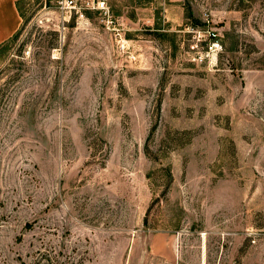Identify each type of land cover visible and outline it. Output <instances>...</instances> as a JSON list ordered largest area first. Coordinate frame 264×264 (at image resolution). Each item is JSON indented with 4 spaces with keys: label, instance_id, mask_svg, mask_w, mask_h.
Returning a JSON list of instances; mask_svg holds the SVG:
<instances>
[{
    "label": "rangeland",
    "instance_id": "rangeland-1",
    "mask_svg": "<svg viewBox=\"0 0 264 264\" xmlns=\"http://www.w3.org/2000/svg\"><path fill=\"white\" fill-rule=\"evenodd\" d=\"M19 10L0 264H264V0Z\"/></svg>",
    "mask_w": 264,
    "mask_h": 264
},
{
    "label": "crops",
    "instance_id": "crops-1",
    "mask_svg": "<svg viewBox=\"0 0 264 264\" xmlns=\"http://www.w3.org/2000/svg\"><path fill=\"white\" fill-rule=\"evenodd\" d=\"M18 1L21 0H0V46L17 32L21 24Z\"/></svg>",
    "mask_w": 264,
    "mask_h": 264
},
{
    "label": "built area",
    "instance_id": "built-area-1",
    "mask_svg": "<svg viewBox=\"0 0 264 264\" xmlns=\"http://www.w3.org/2000/svg\"><path fill=\"white\" fill-rule=\"evenodd\" d=\"M64 4L72 6L74 4V0H64Z\"/></svg>",
    "mask_w": 264,
    "mask_h": 264
},
{
    "label": "trees",
    "instance_id": "trees-1",
    "mask_svg": "<svg viewBox=\"0 0 264 264\" xmlns=\"http://www.w3.org/2000/svg\"><path fill=\"white\" fill-rule=\"evenodd\" d=\"M21 1H22V0H21ZM21 1H18V2H17V8H18V10H19V4H20ZM19 13H20V10H19ZM20 16H21V13H20Z\"/></svg>",
    "mask_w": 264,
    "mask_h": 264
}]
</instances>
